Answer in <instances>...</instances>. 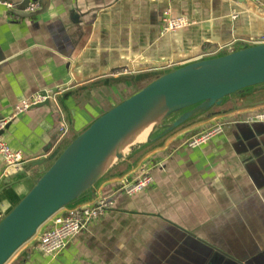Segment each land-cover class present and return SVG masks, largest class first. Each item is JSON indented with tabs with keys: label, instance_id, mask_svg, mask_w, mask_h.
<instances>
[{
	"label": "crops",
	"instance_id": "obj_1",
	"mask_svg": "<svg viewBox=\"0 0 264 264\" xmlns=\"http://www.w3.org/2000/svg\"><path fill=\"white\" fill-rule=\"evenodd\" d=\"M33 2L38 8L28 12ZM0 3L13 5L8 9L0 4V119L8 120L1 138L22 154L25 164L48 157L56 148V110H63L69 142L139 88L130 77L186 65L264 37V0L260 5L249 0ZM165 13L184 17L191 25L162 35ZM122 70L129 75L118 76ZM59 91L60 105L14 114L23 99ZM215 118L197 122L145 153L138 151L113 169L85 202L107 191L113 195L112 210L56 257L36 249L34 238L6 264H195L192 258L199 249L183 231L243 255L261 251L264 187H256L244 168V156L234 152L232 130L201 147H182ZM143 164L162 165L153 171L152 187L135 197L121 194L122 181ZM18 170L5 172L0 157V183ZM32 185L29 181L1 194L0 213L7 214ZM50 225H43L36 236Z\"/></svg>",
	"mask_w": 264,
	"mask_h": 264
},
{
	"label": "water",
	"instance_id": "obj_2",
	"mask_svg": "<svg viewBox=\"0 0 264 264\" xmlns=\"http://www.w3.org/2000/svg\"><path fill=\"white\" fill-rule=\"evenodd\" d=\"M74 14L73 18L76 17ZM129 80L138 83L139 88L127 99L66 142L68 127L66 135L48 157L24 164L1 181L0 195L29 181L33 185L7 214L0 213V264H6L57 213L90 201L95 188L113 169L129 160L136 152L145 153L149 147L160 146L197 122L226 116L235 110L264 107L262 98L225 109L232 98L245 101L251 95L264 91V44H234L192 63L172 66L138 78L130 77ZM63 96L69 97L68 94ZM56 101L60 105L59 95ZM48 105L46 101L30 109ZM255 116L251 114L230 125H224L217 135L195 147H190L188 142L199 134L190 136L182 147L195 149L206 145L229 128L234 137V152L244 156V168L256 187H264V121L256 120ZM150 122H156V125L145 141L135 144L126 154L117 151L124 139ZM113 154L116 160L103 170L106 160ZM143 168L148 169L151 183L132 195L119 188L121 194L135 197L147 191L154 184L153 171L162 168V165L143 164L139 167ZM109 194L111 207L108 212L113 208V195ZM103 216L91 221L77 235ZM183 233L199 249V254L192 258L195 264H264V248L243 255L235 250L219 248L194 234Z\"/></svg>",
	"mask_w": 264,
	"mask_h": 264
},
{
	"label": "built area",
	"instance_id": "obj_3",
	"mask_svg": "<svg viewBox=\"0 0 264 264\" xmlns=\"http://www.w3.org/2000/svg\"><path fill=\"white\" fill-rule=\"evenodd\" d=\"M255 5H260L261 0H249ZM8 9H12L13 5L10 3H0ZM38 8L37 3H30L27 7L28 12H34ZM191 23L188 19L184 17H172L169 13H165L162 26L161 34L167 35L172 34L183 29L188 28ZM248 44H264V37L259 41L248 43ZM244 45V44H243ZM231 46V45H230ZM228 46V47H230ZM226 48V47H225ZM224 49V48H223ZM222 50V49H221ZM220 50V51H221ZM219 52V51H218ZM169 66L167 68H170ZM129 75L125 70L120 71L118 76ZM61 93V91L54 94H41L35 93L25 99H23L14 108V114L24 113L28 111L31 107L42 104L46 101L49 104L57 105L56 97ZM59 108V107H58ZM56 114L59 116L58 123V138L59 142L67 133L68 126L63 117L61 110H56ZM256 120L264 121V113L255 116ZM8 123V120L0 119V133L4 131ZM221 131L220 125H215L209 130L203 131L199 136L192 138L188 144L190 147H195L201 143L207 141L208 139L214 137ZM0 157L5 166V172H10L20 169L26 160L23 158L22 154L17 151H13L9 146L2 140L0 135ZM148 169L143 168L136 170V174H133L130 180H123L121 183L120 190H126L128 195L135 194L145 187H147L152 179L147 174ZM109 192H104L101 195H97L91 202L79 205L73 209L62 210L53 216L49 221L51 225L47 227L39 236H35L36 247L49 256H56L59 254L65 245L75 237L80 231L86 228V226L93 220L100 216H103L111 207L109 201ZM48 221V222H49ZM38 233V232H37ZM37 235V234H36ZM33 238V239H34Z\"/></svg>",
	"mask_w": 264,
	"mask_h": 264
},
{
	"label": "rangeland",
	"instance_id": "obj_4",
	"mask_svg": "<svg viewBox=\"0 0 264 264\" xmlns=\"http://www.w3.org/2000/svg\"><path fill=\"white\" fill-rule=\"evenodd\" d=\"M262 98H264V91L263 92H259V93L255 94L253 96L251 95V97L247 98L245 101H243L244 99L242 100L240 98H232L230 100L231 103L229 105H227L225 107V109L229 108L230 106H232V107L240 106L243 103H249V102L261 100ZM263 113H264V107L258 108V109H253V110H247V111L235 110L231 114H228L226 116H222V117L215 118V119L211 120L209 122V124H207L206 127L203 130H209L210 128L214 127L215 125H220L221 127H223L224 125H230L233 122L239 121V120L245 118L248 115H251V114L260 115V114H263ZM203 130L196 131V132H194V134H192L190 136H195L197 134H200V132L203 131ZM189 137L187 139H189ZM242 251L246 252V250H244V249ZM187 260H188V258H187Z\"/></svg>",
	"mask_w": 264,
	"mask_h": 264
},
{
	"label": "bare ground",
	"instance_id": "obj_5",
	"mask_svg": "<svg viewBox=\"0 0 264 264\" xmlns=\"http://www.w3.org/2000/svg\"><path fill=\"white\" fill-rule=\"evenodd\" d=\"M156 122L146 123L140 126L135 132L130 134L126 139L122 141V143L117 147V151L121 153H128V151L138 143H142L146 140L147 136L151 133L152 129L155 127ZM116 160V155L110 156L105 164L103 170H106L113 164Z\"/></svg>",
	"mask_w": 264,
	"mask_h": 264
}]
</instances>
